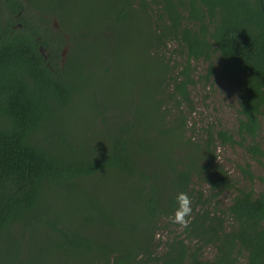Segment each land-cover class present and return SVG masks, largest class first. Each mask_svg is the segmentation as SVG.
I'll return each instance as SVG.
<instances>
[{
  "label": "trees",
  "instance_id": "obj_1",
  "mask_svg": "<svg viewBox=\"0 0 264 264\" xmlns=\"http://www.w3.org/2000/svg\"><path fill=\"white\" fill-rule=\"evenodd\" d=\"M72 2L0 0V264H264V190L237 186L215 155L216 142L242 145L264 169V0ZM132 24L152 64L143 98L117 111L95 102L73 135L54 109L80 92L75 78L98 77L101 48ZM214 54L238 87L236 135L210 125L196 141L181 107L193 109L190 61L206 62L208 80ZM178 192L191 199L187 227L172 222Z\"/></svg>",
  "mask_w": 264,
  "mask_h": 264
},
{
  "label": "rangeland",
  "instance_id": "obj_2",
  "mask_svg": "<svg viewBox=\"0 0 264 264\" xmlns=\"http://www.w3.org/2000/svg\"><path fill=\"white\" fill-rule=\"evenodd\" d=\"M35 1L40 6H46L52 1L57 2L58 0ZM93 1L73 0L71 9H77L80 4H85L89 8V6L93 5ZM110 1L97 0V4L99 3L103 7V3H109ZM100 11L101 9L98 10L94 19L100 16ZM70 18H73V15H69L68 13L61 15V19L67 22H70ZM52 23L54 27H57L58 23L55 20H52ZM141 28V24H132L127 27V31L122 26V30L115 33L112 32L106 48H101V67H106L107 70L100 68L98 77L96 79L90 78L85 83L75 78L76 81H73V83L78 86L77 91L80 90V92L77 95L74 94L68 106H58L57 109H54L53 114L61 112L65 117L71 119L70 122L73 124V128L70 126L66 129L71 130L72 128L73 135L76 132L79 136L81 135L85 125V118L82 112L89 109L95 102H100L102 108L107 103L109 104V110L117 111L119 110V106L122 105L121 102L127 98H133L135 101L143 98L144 90L147 88L145 84L147 80L145 79L150 73L152 64H146L144 62L145 57L142 56L143 48H141V43L144 42V39L137 35V31ZM175 47L178 46L173 42L168 46V49L172 50ZM65 53L66 51L62 54L63 59L61 64L64 62ZM171 59L178 66L182 61V57H179L176 53L172 55ZM212 61L214 62L215 72L212 73L208 80L199 79V76L206 72V62L201 59L190 61L194 68L193 78L195 79V85H191L188 88L193 109L191 111L188 110L186 104H182L181 107L184 108L189 126L187 127L186 134L196 141L204 138L205 131L203 129L210 125L214 128H225L236 135L235 130L239 116L237 113L239 106L238 87L233 79L218 70L215 54L212 56ZM88 87L90 88L91 95L84 98L87 93L85 90ZM95 112H99V110ZM142 112L144 111H140L138 115H143ZM96 129H98L97 125ZM41 133H44V131ZM85 134L92 135L93 133L87 129ZM103 134L104 131L102 130ZM235 138L238 139L237 136ZM257 139L259 142L264 141V115L260 117V128ZM215 155L216 160L223 165L229 176L236 181L237 186L251 188L255 194L264 190V182L258 179V177H264V169L257 160L250 156L242 145H221L216 142ZM245 164H248L250 172L254 175L251 182L244 178L238 169V165ZM204 188H207V186L204 185ZM231 196V192L223 191L219 196L220 205H227ZM179 229L180 227L177 226V230ZM204 254L210 258L213 256L214 251L207 248Z\"/></svg>",
  "mask_w": 264,
  "mask_h": 264
},
{
  "label": "clouds",
  "instance_id": "obj_3",
  "mask_svg": "<svg viewBox=\"0 0 264 264\" xmlns=\"http://www.w3.org/2000/svg\"><path fill=\"white\" fill-rule=\"evenodd\" d=\"M176 206L173 210L172 222L183 227H187L188 220L192 212L191 199L184 192H178L175 197Z\"/></svg>",
  "mask_w": 264,
  "mask_h": 264
},
{
  "label": "flooded vegetation",
  "instance_id": "obj_4",
  "mask_svg": "<svg viewBox=\"0 0 264 264\" xmlns=\"http://www.w3.org/2000/svg\"><path fill=\"white\" fill-rule=\"evenodd\" d=\"M64 52V51H63ZM63 52H62V54H63Z\"/></svg>",
  "mask_w": 264,
  "mask_h": 264
}]
</instances>
